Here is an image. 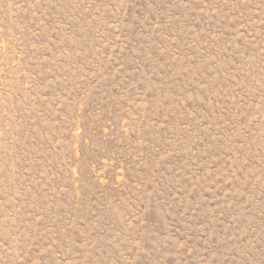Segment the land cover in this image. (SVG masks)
<instances>
[{
  "label": "rangeland",
  "instance_id": "rangeland-1",
  "mask_svg": "<svg viewBox=\"0 0 264 264\" xmlns=\"http://www.w3.org/2000/svg\"><path fill=\"white\" fill-rule=\"evenodd\" d=\"M0 264H264V0H0Z\"/></svg>",
  "mask_w": 264,
  "mask_h": 264
}]
</instances>
